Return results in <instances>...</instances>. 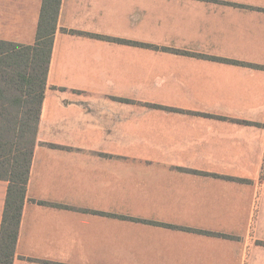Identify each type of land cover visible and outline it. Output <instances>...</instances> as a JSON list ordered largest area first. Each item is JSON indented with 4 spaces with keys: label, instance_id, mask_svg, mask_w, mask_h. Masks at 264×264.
Here are the masks:
<instances>
[{
    "label": "crops",
    "instance_id": "0c3cea01",
    "mask_svg": "<svg viewBox=\"0 0 264 264\" xmlns=\"http://www.w3.org/2000/svg\"><path fill=\"white\" fill-rule=\"evenodd\" d=\"M13 264H264V0H62Z\"/></svg>",
    "mask_w": 264,
    "mask_h": 264
},
{
    "label": "trees",
    "instance_id": "16d2710c",
    "mask_svg": "<svg viewBox=\"0 0 264 264\" xmlns=\"http://www.w3.org/2000/svg\"><path fill=\"white\" fill-rule=\"evenodd\" d=\"M62 0H42L34 45L0 41V264H13Z\"/></svg>",
    "mask_w": 264,
    "mask_h": 264
}]
</instances>
